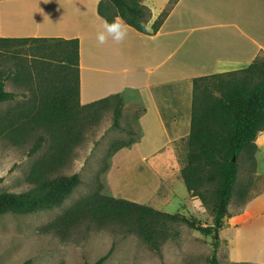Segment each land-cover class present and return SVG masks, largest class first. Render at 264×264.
Instances as JSON below:
<instances>
[{"label": "rangeland", "instance_id": "374dc122", "mask_svg": "<svg viewBox=\"0 0 264 264\" xmlns=\"http://www.w3.org/2000/svg\"><path fill=\"white\" fill-rule=\"evenodd\" d=\"M148 1L156 9L163 4L162 11L174 3V0ZM44 55L33 43H0V80L4 79L6 89L16 94L13 100L0 105L2 121L15 115L21 119L31 106L30 83L22 72L35 63L31 84L42 83L36 76L39 70L36 63L39 59L43 61ZM121 103L113 98L107 103L80 108L72 123L66 151L53 166L49 160L59 152L61 139L55 130L32 128L30 124L23 135L15 130H9L8 134L0 130V192L28 190L39 177L46 175L79 173L82 179L60 206L27 213H0V264H91L109 250L111 254L102 264H208L217 239L219 264H264V148L258 145L253 151H243L238 158V178L218 238L217 233L206 234L180 223L172 225L170 238L158 251L135 233L125 235L120 224L96 228L89 222L72 220L61 226L58 233L42 230L45 224L62 216L82 198L97 191L108 195L116 193L110 181L114 157L119 150L115 148L138 139L141 131L138 115L143 109L142 99L135 89H129ZM119 104L122 105L121 125L115 127L113 120ZM176 145V151L168 146L150 158L163 184L156 192L144 194L140 202L171 213L182 212L204 225L212 224L215 183L203 188L206 202L191 193L186 196L184 193L189 190L181 169L187 162L188 145L185 141ZM131 157L129 152H122L115 158L119 168H115L113 183L123 186V192L129 194L145 192L146 184L131 185L122 178L141 166L132 165ZM135 171L147 178L145 170ZM129 174L135 176V172Z\"/></svg>", "mask_w": 264, "mask_h": 264}, {"label": "trees", "instance_id": "16d2710c", "mask_svg": "<svg viewBox=\"0 0 264 264\" xmlns=\"http://www.w3.org/2000/svg\"><path fill=\"white\" fill-rule=\"evenodd\" d=\"M177 1L174 0L172 6L161 12L151 27L152 9L143 0H100L98 12L108 21L120 16L135 29L153 34L160 29ZM11 42L36 44L39 51L45 54L41 57L43 61L36 60L39 69L36 76L42 83L37 86L31 84L35 77L32 70L35 63L31 69L24 68L22 76L30 83L31 106L23 112L21 119L15 115V119L12 116L5 122L0 116V130L7 134L9 130H15L23 135L29 129V124L32 128L50 127L55 130L61 139L60 147L57 148L59 152L49 160L53 166L66 151L73 131L72 123L80 108L107 103L113 98H118L121 103L124 95L114 93L87 104L80 102L79 37L0 36L1 44ZM15 97V92L7 90L5 80L1 79L0 105ZM121 104L115 110V127L121 125ZM19 119L21 121L16 123ZM263 129L264 52H260L246 68L193 78L191 130L186 138H182L187 142L188 153L181 175L190 193L204 202L207 201L204 186L215 183L212 191L215 212L212 224L204 225L182 212L171 213L140 201L97 191L77 201L62 216L45 224L42 230L58 233L61 226L70 224L72 220L86 221L96 228L120 224L124 227L125 235L135 233L158 251L170 238L172 225L186 223L203 233L216 234L229 213L239 173L238 158L243 151H253L257 147L256 139ZM141 137L142 131L138 139L123 142L115 150L130 146ZM81 182L79 173L46 175L39 177L37 183L28 190L1 191L0 213H27L60 206ZM218 243L217 239L208 264H219ZM110 254L111 250L91 264H102Z\"/></svg>", "mask_w": 264, "mask_h": 264}, {"label": "crops", "instance_id": "0c3cea01", "mask_svg": "<svg viewBox=\"0 0 264 264\" xmlns=\"http://www.w3.org/2000/svg\"><path fill=\"white\" fill-rule=\"evenodd\" d=\"M99 1L0 0V36L79 37L82 104L114 93L125 95L129 89L138 91L144 107L138 117L142 137L117 151L110 181L115 196L142 201L144 194L163 184L150 158L168 146L176 151V144L190 133L193 78L246 68L264 52V0H178L156 33L124 22L128 36L118 45L96 39L106 20L98 12ZM145 2L152 9L151 27L164 5L156 9ZM256 144L264 148V130ZM122 152L131 154L132 165H141L129 171L135 176L128 172L122 178L131 185L146 184L145 192L129 194L114 185V171L119 168L115 158ZM140 169L147 178L137 175L135 170Z\"/></svg>", "mask_w": 264, "mask_h": 264}, {"label": "clouds", "instance_id": "9594fccd", "mask_svg": "<svg viewBox=\"0 0 264 264\" xmlns=\"http://www.w3.org/2000/svg\"><path fill=\"white\" fill-rule=\"evenodd\" d=\"M128 36V28L123 20L114 18L112 21L105 20L97 32L96 39L100 44H106L111 40L114 44H121Z\"/></svg>", "mask_w": 264, "mask_h": 264}, {"label": "water", "instance_id": "95a60500", "mask_svg": "<svg viewBox=\"0 0 264 264\" xmlns=\"http://www.w3.org/2000/svg\"><path fill=\"white\" fill-rule=\"evenodd\" d=\"M216 237H217V238L219 237V233L216 234Z\"/></svg>", "mask_w": 264, "mask_h": 264}]
</instances>
